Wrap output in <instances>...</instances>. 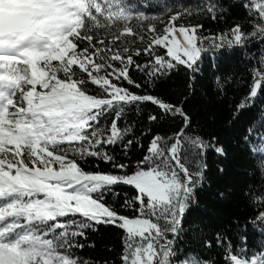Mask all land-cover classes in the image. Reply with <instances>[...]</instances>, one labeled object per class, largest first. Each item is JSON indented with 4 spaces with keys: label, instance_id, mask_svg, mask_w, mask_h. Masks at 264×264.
<instances>
[{
    "label": "snow or ice",
    "instance_id": "6c2138e0",
    "mask_svg": "<svg viewBox=\"0 0 264 264\" xmlns=\"http://www.w3.org/2000/svg\"><path fill=\"white\" fill-rule=\"evenodd\" d=\"M237 2L244 17L216 32L184 21L224 20L223 0H0V264H94L79 253L102 225L120 231L121 247L95 264H217L205 250L222 264H264V0ZM235 51L249 82L229 107L233 121L251 113L237 139L256 161L242 169L259 181L243 187L255 215L233 221L231 235L200 227L189 242L184 221L207 182V153H227L183 102L152 91L181 70L194 91L207 61L227 99L233 75L217 61ZM149 105L136 137L127 117Z\"/></svg>",
    "mask_w": 264,
    "mask_h": 264
},
{
    "label": "trees",
    "instance_id": "16d2710c",
    "mask_svg": "<svg viewBox=\"0 0 264 264\" xmlns=\"http://www.w3.org/2000/svg\"><path fill=\"white\" fill-rule=\"evenodd\" d=\"M187 3H198L199 0H185ZM223 3L229 7L224 20L212 22L208 19L197 20L186 18L185 23H204L206 29L220 31L230 27L235 19L244 17V10L240 7L237 0H223ZM162 54V51L161 53ZM241 53L224 52L217 61V70L221 74H232L234 83L227 88L228 98L220 99V93L213 89V69L205 62L203 73L197 76V82L194 91L187 86V76L183 70L178 75H173L163 82H158L152 94L161 96L170 102L179 104L183 102L185 111L188 112L193 121L200 127L201 134L206 140L215 137L218 144L223 145L227 155L218 156L215 152L209 150L207 153L208 169L206 170L207 182L198 194V205L193 206L192 210L186 215L184 226L189 229L185 239L189 242L192 239V232L200 227L209 233L228 231L231 235L236 225L233 221L245 222L249 216H254L251 207L245 202L243 196V187L247 183L257 184L259 181L250 178L242 169H255L256 161L251 153L246 151L237 137L242 131V125L249 119V115H242L238 120L233 121L232 109L230 104L238 102L245 93L249 76L245 72L241 63ZM134 78L140 80L142 76L133 71ZM187 97L185 100L184 98ZM142 107H144L142 105ZM155 110L151 105L145 107L144 114L137 117L135 112L128 115V122L135 121L136 137H139L145 126H149L147 120L148 110ZM121 126L123 122H120ZM179 127V121L169 123L161 132H174ZM154 131L157 129H153ZM151 134L142 138V143L147 146ZM120 149H117L119 152ZM134 158L143 155L142 150L135 147L132 150ZM224 171H220V167ZM102 169L108 166L101 163ZM120 192L134 194L133 190L127 186H120ZM223 192L224 196L218 195ZM108 199H112L109 197ZM120 231L114 226H100L98 232L90 233L89 240L94 241V247H85L79 255L90 257L95 264L96 261H111L120 251ZM259 233L255 232L249 226V244L252 245ZM199 245H185L186 251H199ZM202 257H214L217 264H222L219 259V252L205 250L199 253Z\"/></svg>",
    "mask_w": 264,
    "mask_h": 264
}]
</instances>
